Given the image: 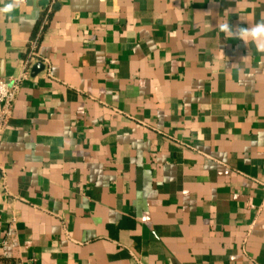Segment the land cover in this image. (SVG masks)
I'll return each instance as SVG.
<instances>
[{"label":"crops","instance_id":"0c3cea01","mask_svg":"<svg viewBox=\"0 0 264 264\" xmlns=\"http://www.w3.org/2000/svg\"><path fill=\"white\" fill-rule=\"evenodd\" d=\"M262 17L264 0L0 13V77L29 73L0 137V264H264V60L217 28Z\"/></svg>","mask_w":264,"mask_h":264},{"label":"clouds","instance_id":"9594fccd","mask_svg":"<svg viewBox=\"0 0 264 264\" xmlns=\"http://www.w3.org/2000/svg\"><path fill=\"white\" fill-rule=\"evenodd\" d=\"M3 0H0L2 3ZM21 0H11V2L4 4L0 8V13H12L19 5ZM14 19V17H9ZM241 21H248L247 17L241 16ZM21 20H24V17H21ZM217 28L220 33H223L226 39H239L245 46L253 45L255 51L260 54L261 59L264 60V17L254 24H250L249 27H233L228 20H224L218 23ZM250 54V53H249Z\"/></svg>","mask_w":264,"mask_h":264},{"label":"built area","instance_id":"2783aa9c","mask_svg":"<svg viewBox=\"0 0 264 264\" xmlns=\"http://www.w3.org/2000/svg\"><path fill=\"white\" fill-rule=\"evenodd\" d=\"M36 52L32 49L29 58L26 61L27 68L33 63ZM29 75L28 69L20 77L13 80H7L0 77V137L7 129L15 107V102L20 89L21 82Z\"/></svg>","mask_w":264,"mask_h":264},{"label":"water","instance_id":"95a60500","mask_svg":"<svg viewBox=\"0 0 264 264\" xmlns=\"http://www.w3.org/2000/svg\"><path fill=\"white\" fill-rule=\"evenodd\" d=\"M44 70L45 69V66L43 65V63H38L35 65V70L38 71V70ZM0 179H1V173H0Z\"/></svg>","mask_w":264,"mask_h":264}]
</instances>
